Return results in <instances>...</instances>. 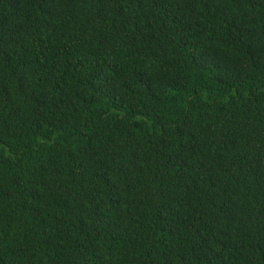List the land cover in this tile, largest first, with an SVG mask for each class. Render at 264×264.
Masks as SVG:
<instances>
[{
  "label": "trees",
  "instance_id": "16d2710c",
  "mask_svg": "<svg viewBox=\"0 0 264 264\" xmlns=\"http://www.w3.org/2000/svg\"><path fill=\"white\" fill-rule=\"evenodd\" d=\"M0 264H264V0H0Z\"/></svg>",
  "mask_w": 264,
  "mask_h": 264
}]
</instances>
